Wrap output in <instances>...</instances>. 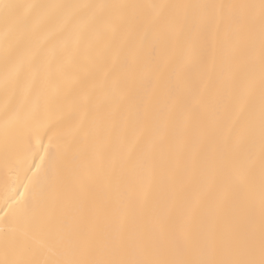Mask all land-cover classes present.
<instances>
[{
	"label": "snow or ice",
	"instance_id": "6c2138e0",
	"mask_svg": "<svg viewBox=\"0 0 264 264\" xmlns=\"http://www.w3.org/2000/svg\"><path fill=\"white\" fill-rule=\"evenodd\" d=\"M0 16L5 93L38 101L6 100L5 162L22 146L50 179L30 200L6 190L0 264H264V0H0ZM52 37L72 75L48 94ZM84 143L107 191L54 222L42 209Z\"/></svg>",
	"mask_w": 264,
	"mask_h": 264
},
{
	"label": "bare ground",
	"instance_id": "6f19581e",
	"mask_svg": "<svg viewBox=\"0 0 264 264\" xmlns=\"http://www.w3.org/2000/svg\"><path fill=\"white\" fill-rule=\"evenodd\" d=\"M10 3H127V4H155V3H172L176 0H6ZM184 3H202V2H253L258 3L259 0H182ZM4 29L5 22L2 16H0V113H2L3 106L6 100H10L13 104L23 103L25 107L32 106L38 103L36 97V88H33L27 93L24 91L23 87H17L14 92H9L7 95L2 85L4 72H5V41H4ZM20 35L16 32L14 36L10 37L8 44L14 43V39ZM48 36L47 31H41L39 33V38L44 39ZM90 38L91 37L90 35ZM52 40L56 42L57 48L56 53L51 57V71L52 78L46 89L48 94H51L57 83H62L66 78L72 75L71 70L61 71L60 64L61 61L66 60L64 52V42L60 37H52ZM71 47V42L68 43ZM44 69H40L38 73V80H42L44 77ZM65 111H67V106L65 105ZM3 123L0 120V207L3 206V200L6 190L10 189L15 192L24 193V200H30L32 190L35 187L36 191H39L42 187H47L50 179L49 173L40 172L36 176H33V172L36 171L33 166L32 171H28V165L32 164V160L29 159L27 163L18 164L17 161L23 159V149L22 146L18 147L16 152L13 153L7 163L5 162V154L3 149ZM47 137L44 138V144H47ZM43 155V151H41ZM35 163L39 164V156L36 157ZM96 165H97V154L91 147L84 143L80 147V151L77 154V158L74 163L70 166V170L65 173L64 184L53 193L54 196L59 197V201L55 204L48 205L42 209V212L47 213L51 216L52 220L55 222L61 218H71L78 214L80 207V200L84 188L88 189V196L90 202L99 206L100 198L107 191L105 183L96 176ZM259 160L257 158V172H258ZM29 178L32 179V184H29ZM25 185L29 186V191H25ZM111 195L117 196L118 193L112 190ZM3 213H0L2 215Z\"/></svg>",
	"mask_w": 264,
	"mask_h": 264
}]
</instances>
